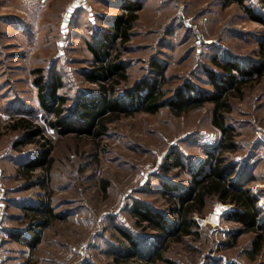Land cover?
I'll return each mask as SVG.
<instances>
[{"label":"rangeland","instance_id":"obj_1","mask_svg":"<svg viewBox=\"0 0 264 264\" xmlns=\"http://www.w3.org/2000/svg\"><path fill=\"white\" fill-rule=\"evenodd\" d=\"M263 4L0 0V264H264L255 235L238 233L241 225L229 219L233 205L209 200L194 235L180 240L132 213L149 208L171 219L167 188H188L212 154L240 173L264 225V71L250 74L264 61ZM129 8L138 16L130 40H115L119 48L110 50L126 70L113 92L120 110L94 138L74 115L101 98L100 85L88 79L98 72L93 51ZM216 63L244 71L234 73L245 82L240 89L221 95L224 124L233 130L226 140L213 125L208 73L218 84L228 76ZM143 82H158L164 102L179 92L194 101L180 113L166 106L147 114L128 99ZM53 85L63 100L59 119L40 102ZM222 143L233 150L220 153ZM48 150L49 172L30 171ZM46 209L56 218L42 227L35 212Z\"/></svg>","mask_w":264,"mask_h":264},{"label":"trees","instance_id":"obj_2","mask_svg":"<svg viewBox=\"0 0 264 264\" xmlns=\"http://www.w3.org/2000/svg\"><path fill=\"white\" fill-rule=\"evenodd\" d=\"M129 9L130 11H127L128 13L125 17L116 18L111 24L112 26L104 38L105 45H101L97 50L93 51L98 64V72L88 79L92 83L100 85L102 91L101 98L92 104L82 103L80 112L74 115V119L80 120L87 128L85 133L93 135L94 138H99L106 133L107 124L111 123L120 110V104L114 99L113 92L116 85L127 80L126 70L124 65L118 64L120 56H113L110 50H118L119 46L117 47L114 44L115 40H120V46L130 40L131 31L138 20V16L133 11L134 8ZM111 44L112 47L110 48ZM262 49V56L264 57V48ZM216 66L222 69L228 76L222 80L223 85L218 84V76L212 72L208 73V76L214 80L215 86V93L210 97V101L214 104L213 125L226 140L228 136L232 137L233 130L224 124L222 112L226 109V99H223L221 95L224 89H226L225 87L228 86H232L236 90L240 89L245 82L242 79H237L234 73L242 76L244 75V71L237 64L223 65L216 63ZM263 71L264 61L261 67L258 65L253 67L250 74H256L258 77H261ZM161 72L162 69L156 68L157 74L160 75ZM157 83L148 84L147 82H143L128 97L130 103L135 105L137 109L154 115L166 106L174 108L178 113L183 112L194 101L188 97V94L179 92L173 102H164L162 92L157 88ZM54 86L52 88L49 87L46 95L41 94L40 102L42 109L46 113L52 114L59 119L61 118L63 100L56 96ZM41 90L44 91L43 88ZM194 107H198V105ZM93 127L95 131L90 134V130ZM38 133L39 131L36 134L40 135ZM28 143H34V140L29 139ZM232 150V148H228L226 144L222 143L217 151L226 153ZM48 157L49 150L45 151L37 161L32 162L31 166H27V168L30 171L45 168L49 172L51 166H46ZM176 167L179 168L181 166ZM241 177L240 173L234 168L224 166L220 157L209 154V161L206 163V166L193 178L188 188L182 191L174 187L167 188L168 192L165 196L170 205L171 216L175 220L169 219L168 216H162V214L156 213L149 208L141 211L133 210L132 213L140 222L151 225V228L159 232L160 235H166L172 240H180L194 235L195 230L198 229L195 217L197 215L201 216L204 213L209 200L217 199L223 204H230L236 207V210L229 216V219L241 225L242 229L238 233H253L255 235L253 245L256 250H259L264 248V225L260 222L261 212L257 206L258 199L249 190L244 189ZM35 216H39L45 220L42 223V227L48 226L51 220L56 218L50 209L36 211ZM30 237L37 240L39 234L31 232ZM12 238L20 242L22 241L24 245H30L27 241L20 240L18 236H13Z\"/></svg>","mask_w":264,"mask_h":264}]
</instances>
